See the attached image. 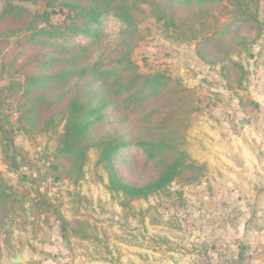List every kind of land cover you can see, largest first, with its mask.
<instances>
[{
	"label": "rangeland",
	"instance_id": "obj_1",
	"mask_svg": "<svg viewBox=\"0 0 264 264\" xmlns=\"http://www.w3.org/2000/svg\"><path fill=\"white\" fill-rule=\"evenodd\" d=\"M248 1V10L256 19L249 23L238 19L240 15L233 0H212L203 6L175 4L165 11L166 17L162 19L152 15L149 6L139 4L146 16H137L140 21L134 41L127 49L129 59L137 66L139 74L160 73L169 81L158 100L150 98L142 104V115H148L144 123L139 122V114L129 113V121L119 126H138L141 135L148 140L174 138L179 149L200 170L185 173L164 192L134 200L128 206H123L120 195L108 189L107 172L96 163V149L88 151L80 177L73 172L70 178L62 165L56 171L51 170V166H57V136L63 132L64 122L57 128L58 134L44 133L41 126L46 116H61L65 99L72 95L51 107L45 105L48 99L40 100L36 104L39 115L34 125L23 126L17 122V107L27 102L21 98L22 91L17 84H22L24 77L31 74L42 52L47 49L62 58L82 45L88 48L83 54L90 61L96 56L93 43L90 45L88 39L75 37L67 42L72 44L71 48L64 41L61 43L64 47L38 44L22 48L19 42L23 34L14 32L3 37V27H0V97H5L1 110L14 126L12 137L19 162L18 170H11L0 146V180L11 186L17 202L3 211L0 251L13 237L25 238L28 233L43 237L55 227L61 239V251L53 255V261L58 264H71L72 257H80V264H142L143 241L147 235L153 242L150 240L147 245L152 252L157 243L155 238H160L162 249L167 253L166 264H264L258 257L263 249L253 244L249 248L236 241L241 211L234 205L228 210L219 207L224 197L215 196V199L209 194L211 182L206 165L195 160L212 156L208 151L213 150V146L207 140L212 142L216 138L220 142L221 108L228 105L225 94L227 91L237 94L238 90L235 80L227 90L223 75L230 62L248 58L250 51L241 49V38L254 44L263 38L264 0ZM25 6L31 12L43 9L40 4ZM168 19L174 23L172 27L165 26ZM62 21V15L52 18L54 24ZM9 27L12 32L20 28V24L12 23ZM128 41L129 38L115 49L119 38L107 35L104 45H109V51L115 49V55L126 50ZM225 55L228 60L223 61ZM79 64L70 70L76 72ZM61 67L62 64L55 63L45 70L55 73ZM76 78V74L69 75L58 85L57 91L47 93L48 97L66 91ZM30 106L31 103H27L25 107ZM154 109H158L157 113ZM172 116L180 117L184 126L165 127V119ZM20 126L25 129L21 130ZM102 127L97 129L99 133ZM143 161L140 151L130 147L115 159L116 170L131 184L145 183L156 177L157 170ZM211 205L217 208L208 209ZM59 218L68 223L66 238H62ZM205 237L212 240L201 242ZM231 238L236 242H229ZM191 239L199 240L193 245ZM221 239L227 242L221 245L217 242ZM181 244L186 252H196L197 257L176 261L169 258L173 256L171 253L181 249ZM129 247L134 248L135 253L131 254Z\"/></svg>",
	"mask_w": 264,
	"mask_h": 264
},
{
	"label": "trees",
	"instance_id": "obj_2",
	"mask_svg": "<svg viewBox=\"0 0 264 264\" xmlns=\"http://www.w3.org/2000/svg\"><path fill=\"white\" fill-rule=\"evenodd\" d=\"M16 1L22 5L16 4L14 0H0V27H3V37H9L14 32L23 34L19 42L22 48L38 44L64 47L61 44L63 41L71 48L72 44L67 43L69 40L75 37L86 38L90 45L93 43L92 48L96 53L95 58L88 61L83 54L88 48L82 45H77L78 49L62 58L55 52L45 49L42 56H39L33 64L34 70L31 74L24 77L22 84H17L22 91L21 98L27 101L17 107L19 113L17 122L23 126L34 125V119L39 115L36 104L40 100L48 99L45 100V105L51 107L54 103L72 95L65 99L66 105L61 116L59 114L46 116L41 126L44 133L58 134L57 128L64 122L63 132L57 136L58 146L55 150L57 166H51V170L56 171L58 166L62 165L67 169L65 173L70 178L73 177V172L80 177L88 151L96 149L98 153L96 163L107 172L108 189L120 195L123 206H128L134 200L164 192L175 179L182 178L185 173L200 170L190 161L187 154L179 149L174 138L148 140L141 135L138 126L127 128L119 125L129 121L131 117L129 113L139 114V122L144 123L148 115H142V104L150 98L158 100L162 89L169 81L160 73L139 74L137 66L129 59L127 49L134 41L137 24L140 21L137 16L139 14L146 16L145 10L139 7V4L149 6L152 15H158L162 19L166 17L165 11L175 4L203 6L212 0ZM249 2L233 0V6L240 15L238 19L244 23L256 20L248 10ZM29 3L40 4L43 9L31 12L25 6ZM56 15L63 16L60 24L52 22V18ZM12 23L20 24V28L10 32L9 25ZM173 25L171 19L165 22L166 27ZM107 35L119 38L115 49L129 38L126 50L114 55L115 49L109 51V45H104ZM246 41L245 38H241L243 46L241 49L248 51L254 43ZM224 59L223 61L228 60L226 55ZM55 63L62 64L59 71L52 73L45 70ZM77 63H80L78 70L71 71L70 68H76ZM72 74H76L77 78L66 91L48 97V92L57 91L58 85ZM233 75L236 79L232 77ZM246 78L247 72L240 60L230 62L227 72L225 71L223 75L227 90L232 80L237 83V89L242 90ZM4 101L5 97H0V146L8 167L17 171L19 162L12 137L14 126L10 124L9 116L2 114L1 107ZM27 103H31V106L25 107ZM157 110L154 109V112L157 113ZM165 121V127L174 128L182 125L180 117L176 116L166 118ZM100 126H103V130L99 133L97 129ZM20 129L25 128L20 126ZM130 147L139 150L143 162L157 170L155 178L134 185L119 176L115 159ZM22 179L25 180L24 177ZM11 189L5 181L0 180V228L5 218L3 216L5 208L17 203ZM59 220L62 238H66L68 223L60 218Z\"/></svg>",
	"mask_w": 264,
	"mask_h": 264
},
{
	"label": "crops",
	"instance_id": "obj_3",
	"mask_svg": "<svg viewBox=\"0 0 264 264\" xmlns=\"http://www.w3.org/2000/svg\"><path fill=\"white\" fill-rule=\"evenodd\" d=\"M247 57L240 60L247 72L242 90H237V94L229 91L225 94L228 105L221 108L220 142L216 138L212 142L207 140L213 146V150L208 151L212 156L207 153L206 159L198 157L195 160L206 165L211 182L209 194L215 199L224 197L218 206L228 210L234 205L237 211H241L239 218L242 221H239L236 241L249 248L253 244L263 249L258 257L264 260V35L250 48ZM209 203L213 202L210 200ZM209 207L217 208L216 205ZM11 239L1 246L0 264H12L10 257L18 252L21 253V264H58L53 261V255L61 251V239L55 227L43 237L28 233L25 238L16 236ZM203 239L201 242L212 240L208 237ZM150 240L152 242L150 235L145 236L142 264H166L167 253L162 249L160 238L154 240H157L155 252L148 249ZM198 240L191 239L190 243L195 245ZM221 240L217 241L221 245L227 242ZM236 241L231 238L229 242ZM129 251L135 253L134 248L129 247ZM171 254L173 256L168 257L175 261L197 257L196 252H186L183 248ZM71 264H80V257H72Z\"/></svg>",
	"mask_w": 264,
	"mask_h": 264
},
{
	"label": "water",
	"instance_id": "obj_4",
	"mask_svg": "<svg viewBox=\"0 0 264 264\" xmlns=\"http://www.w3.org/2000/svg\"><path fill=\"white\" fill-rule=\"evenodd\" d=\"M10 262L12 264H21L22 263L21 253L18 252L14 256H11L10 257Z\"/></svg>",
	"mask_w": 264,
	"mask_h": 264
}]
</instances>
